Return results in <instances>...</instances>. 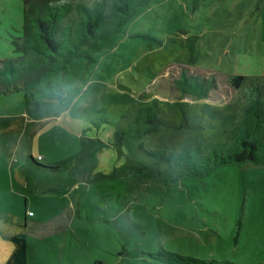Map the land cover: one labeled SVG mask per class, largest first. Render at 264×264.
I'll use <instances>...</instances> for the list:
<instances>
[{
    "label": "rangeland",
    "instance_id": "1",
    "mask_svg": "<svg viewBox=\"0 0 264 264\" xmlns=\"http://www.w3.org/2000/svg\"><path fill=\"white\" fill-rule=\"evenodd\" d=\"M22 3L0 0V59L21 56ZM60 65L0 95V264H14L13 236L25 264H161L149 256L161 251L264 264V164L194 176L144 152L229 145L244 87L264 83V0H146ZM181 72L216 89L181 99ZM147 106L170 127L137 122Z\"/></svg>",
    "mask_w": 264,
    "mask_h": 264
},
{
    "label": "trees",
    "instance_id": "2",
    "mask_svg": "<svg viewBox=\"0 0 264 264\" xmlns=\"http://www.w3.org/2000/svg\"><path fill=\"white\" fill-rule=\"evenodd\" d=\"M146 0H22L25 26L21 37L13 42L20 57L0 59V95L24 91L48 76L52 67L67 63L82 55L85 47L109 39L126 24L136 9ZM243 77L231 80V88H240ZM171 89L182 98L208 99L216 89L215 81L199 75L183 73L171 80ZM231 90V89H230ZM233 91V90H231ZM246 104L239 123L230 131V143L204 153L198 147L187 146L169 153L144 151L149 156L164 161L171 169H181L194 176L206 175L225 165L255 166L264 164V83L250 81L243 89ZM153 105L159 106L153 101ZM158 108L152 106L137 109L136 121L148 125L147 131L170 125L159 119ZM141 122V121H140ZM33 162L36 161L31 157ZM136 171L153 174L141 163ZM40 168L39 165H36ZM24 238V237H23ZM20 236L11 240L17 245L11 263H26V243ZM161 264H238L231 261L201 260L172 252L149 253Z\"/></svg>",
    "mask_w": 264,
    "mask_h": 264
}]
</instances>
